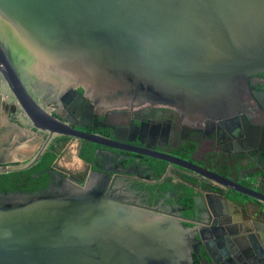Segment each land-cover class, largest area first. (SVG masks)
<instances>
[{
	"label": "water",
	"instance_id": "95a60500",
	"mask_svg": "<svg viewBox=\"0 0 264 264\" xmlns=\"http://www.w3.org/2000/svg\"><path fill=\"white\" fill-rule=\"evenodd\" d=\"M262 65L264 0H0V78L27 128L46 137L29 160L0 162V173L31 168L61 138L111 145L56 116L53 100L80 117L94 105L156 104L205 121L225 116L241 79ZM42 172V189L0 191V264H194L195 228L118 176L79 182L54 163ZM249 176L219 181L263 212V176Z\"/></svg>",
	"mask_w": 264,
	"mask_h": 264
},
{
	"label": "flooded vegetation",
	"instance_id": "af4514ba",
	"mask_svg": "<svg viewBox=\"0 0 264 264\" xmlns=\"http://www.w3.org/2000/svg\"><path fill=\"white\" fill-rule=\"evenodd\" d=\"M37 92L46 97L45 89ZM78 92L84 94L81 89ZM49 106L56 116L69 119L74 129L98 135L111 144L64 138L77 140L78 153L84 151L89 160L83 161L84 170L78 176L57 169L79 182L92 172L118 176L140 201L182 217L187 227L197 231L192 243L196 246L194 264H264V256L257 257L253 248L259 243L264 249V231L254 224L264 222V211L251 206L248 196L219 181L225 178L249 184V175L256 171L263 176L259 186L264 190V65L241 79L225 105V116L205 121L156 104L132 108L94 105L87 107L82 117L57 100ZM25 119L6 95L0 78V140L14 134L7 127L25 135ZM18 142L0 143V153L11 146L17 149ZM131 148L155 150L175 160L158 159ZM250 225L256 235L253 241Z\"/></svg>",
	"mask_w": 264,
	"mask_h": 264
},
{
	"label": "trees",
	"instance_id": "16d2710c",
	"mask_svg": "<svg viewBox=\"0 0 264 264\" xmlns=\"http://www.w3.org/2000/svg\"><path fill=\"white\" fill-rule=\"evenodd\" d=\"M66 139H58L50 145L41 160L29 169L10 173H0V191L24 190L34 192L42 189L48 182V175L43 170L49 168L61 153L62 143ZM78 156L88 161L86 153L80 151Z\"/></svg>",
	"mask_w": 264,
	"mask_h": 264
},
{
	"label": "crops",
	"instance_id": "0c3cea01",
	"mask_svg": "<svg viewBox=\"0 0 264 264\" xmlns=\"http://www.w3.org/2000/svg\"><path fill=\"white\" fill-rule=\"evenodd\" d=\"M9 130H11L14 134L11 135L10 137H6L4 136V139L0 140V143L2 144H8L11 145L10 142H14L15 140L20 141L18 142V147L17 149L12 148H7L8 150L4 153L1 154L0 153V162H13V161H26L29 160L30 158H32L36 152L38 151V149L40 148V146L42 145V143H44L45 138L43 137L42 134H38L35 131H32L28 128H23L22 129V133L25 135H21L18 132L13 131L11 128L7 127ZM42 137V138H41ZM8 138V139H7ZM72 150V153H74L73 155V159L75 161V159L77 158L80 161V169H75L72 168L71 164H68L69 162H66V160L64 161L63 159L61 160V157H58L55 159L54 164L56 166V168H62L64 170H69L71 171V173L76 174V176H78L80 173L83 172L84 170V162L82 163L81 160L78 158V147L77 145L75 146H64L63 151L65 150ZM59 156V155H58ZM76 156V157H75ZM2 157H4L2 159ZM75 157V158H74ZM78 168V167H77ZM76 172V173H75Z\"/></svg>",
	"mask_w": 264,
	"mask_h": 264
},
{
	"label": "rangeland",
	"instance_id": "374dc122",
	"mask_svg": "<svg viewBox=\"0 0 264 264\" xmlns=\"http://www.w3.org/2000/svg\"><path fill=\"white\" fill-rule=\"evenodd\" d=\"M45 139H46V137L45 136H43ZM42 138V137H41ZM77 143H79L77 140H73V139H71V140H68V141H65V142H63L62 143V147H61V153L59 154V156L58 157H60V156H62L61 157V160L63 159H65L66 160V162H69L68 164H71V166H72V168H75V169H77V165L75 164V162H74V159H73V155H74V153H72V150L70 149H68V150H65V151H63V148H64V146H66V145H68V146H75V145H77ZM57 157V158H58ZM4 157H2V159H3ZM4 160V159H3ZM64 160V161H65ZM72 160V161H71ZM80 167V166H79ZM78 169H80V168H78ZM76 173V172H75Z\"/></svg>",
	"mask_w": 264,
	"mask_h": 264
},
{
	"label": "bare ground",
	"instance_id": "6f19581e",
	"mask_svg": "<svg viewBox=\"0 0 264 264\" xmlns=\"http://www.w3.org/2000/svg\"><path fill=\"white\" fill-rule=\"evenodd\" d=\"M75 157H76V156H75ZM75 157H74V158H75ZM71 161H72V160H71ZM74 162H75V164L77 165L78 168H79V166H81V165H80V161H79L77 158L75 159ZM78 168H77V169H78Z\"/></svg>",
	"mask_w": 264,
	"mask_h": 264
}]
</instances>
